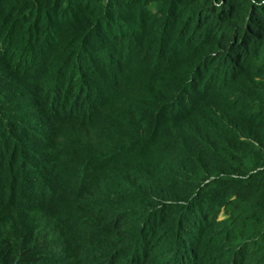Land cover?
<instances>
[{
    "label": "trees",
    "instance_id": "trees-1",
    "mask_svg": "<svg viewBox=\"0 0 264 264\" xmlns=\"http://www.w3.org/2000/svg\"><path fill=\"white\" fill-rule=\"evenodd\" d=\"M0 264H264V0H0Z\"/></svg>",
    "mask_w": 264,
    "mask_h": 264
}]
</instances>
